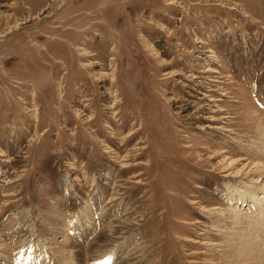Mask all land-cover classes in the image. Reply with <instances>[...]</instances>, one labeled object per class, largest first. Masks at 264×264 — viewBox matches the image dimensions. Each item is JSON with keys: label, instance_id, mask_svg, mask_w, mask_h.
Instances as JSON below:
<instances>
[{"label": "rangeland", "instance_id": "obj_1", "mask_svg": "<svg viewBox=\"0 0 264 264\" xmlns=\"http://www.w3.org/2000/svg\"><path fill=\"white\" fill-rule=\"evenodd\" d=\"M262 187L264 0H0V264H264Z\"/></svg>", "mask_w": 264, "mask_h": 264}, {"label": "bare ground", "instance_id": "obj_2", "mask_svg": "<svg viewBox=\"0 0 264 264\" xmlns=\"http://www.w3.org/2000/svg\"><path fill=\"white\" fill-rule=\"evenodd\" d=\"M123 141V140H122ZM256 166V165H255ZM259 169V168H258ZM260 170V169H259ZM259 170H258V172H259ZM252 186V185H251ZM264 187H262V189H263ZM241 195H243V194H241ZM245 195V194H244ZM262 200V199H261ZM260 207V206H259ZM116 229V228H115ZM113 231V230H112ZM116 233V232H115Z\"/></svg>", "mask_w": 264, "mask_h": 264}, {"label": "water", "instance_id": "obj_3", "mask_svg": "<svg viewBox=\"0 0 264 264\" xmlns=\"http://www.w3.org/2000/svg\"><path fill=\"white\" fill-rule=\"evenodd\" d=\"M47 17V16H46Z\"/></svg>", "mask_w": 264, "mask_h": 264}]
</instances>
